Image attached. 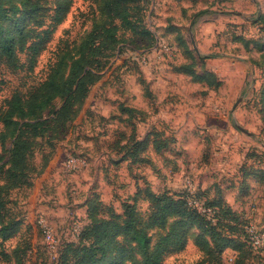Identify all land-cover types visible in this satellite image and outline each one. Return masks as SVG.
<instances>
[{
  "label": "rangeland",
  "instance_id": "obj_1",
  "mask_svg": "<svg viewBox=\"0 0 264 264\" xmlns=\"http://www.w3.org/2000/svg\"><path fill=\"white\" fill-rule=\"evenodd\" d=\"M33 1L40 7L27 17L23 32L51 26V35L31 71L0 65V106L15 90L42 81L59 62L57 78L65 77L67 59L106 15L104 0H65V15L54 24L55 1ZM139 1L134 13L140 24L171 49L146 47L147 39L114 20L119 53L109 57L66 123L50 181L18 191L0 209V228L18 221L14 234H0V264H57L63 247L71 264L75 247L66 245L79 243L72 224L82 228L89 222L88 199L90 208L101 204L96 218L115 213L123 218L132 202L143 218L153 204L146 191L187 193L191 199L200 192L235 213L220 223L223 235L242 244L243 220L264 227V68L255 48L264 44V0ZM142 51L148 53L146 64L138 61ZM19 56L25 61L27 51ZM182 64L191 66L190 72ZM145 137L146 145L132 153L134 141ZM69 156L83 158L86 166L70 165ZM40 215L52 227L54 248L44 239ZM170 222L148 230L151 246ZM186 230L183 249L165 254L161 264H264V250H248L244 243L215 251L206 261L209 236L198 224ZM129 254L117 256L115 264H141L135 249Z\"/></svg>",
  "mask_w": 264,
  "mask_h": 264
},
{
  "label": "trees",
  "instance_id": "obj_2",
  "mask_svg": "<svg viewBox=\"0 0 264 264\" xmlns=\"http://www.w3.org/2000/svg\"><path fill=\"white\" fill-rule=\"evenodd\" d=\"M54 1L51 23L56 24L62 20L67 9L64 6L65 0ZM104 1L106 15L81 40L76 53L67 59L69 68L65 77L57 78L59 62L58 68L53 72L49 71L42 81L25 91L15 90L0 106V209L4 208L13 194L33 187L35 179L44 171L59 141L65 136L66 123L72 120L91 86L100 78L109 57L119 53V42L115 38L119 25L114 20L118 19L120 26L130 30L132 34L147 39L149 42L146 47L150 49L160 38L163 39L141 25L140 19L135 16L134 10L141 7L139 0ZM39 7L37 1L33 0H0V65L9 70H20L24 66L28 71L33 69L37 54L45 47L52 31L51 26H48L37 32H23L27 17L36 14ZM35 24L39 26L40 22ZM237 37V40L244 41V38ZM165 43L171 49L170 44ZM255 48L262 59L257 65L263 69L264 44ZM24 51H27V58L22 61L19 55ZM180 68H186L190 72L191 66L182 64ZM212 72L209 74L214 77ZM204 75L203 73L201 79ZM2 82L4 83L0 79V91ZM146 143V137L134 141L132 153L136 154ZM145 193L147 199H153V204H150V209L143 218L135 213L134 202L130 203L123 218L116 213L108 218H96L95 212L100 208L97 205L101 204L98 202L90 208L88 204L91 200L88 199L86 207L89 222L80 228L79 243L65 244L75 247L71 264H115L117 256L130 255L132 249L140 254L141 264H161L165 254L183 249L188 234L186 227L189 224H198L201 232L209 236L211 246H207L205 250L206 261L212 259L213 252L224 247L241 248L244 243L248 250L255 249L245 232V220L241 223L242 244L234 236L220 233V223L228 215L235 213H228L227 209L207 200L202 193H197L194 198L202 200L203 207L209 209L210 213L193 207L190 204L191 196L187 193L180 192L175 196L166 192L159 196H153V193L147 191ZM168 219H171L168 227L151 246L148 230L154 226H165ZM17 222L14 220L2 224L1 236L14 234ZM200 237L201 234L197 236ZM65 250L67 249L63 247L59 253L57 264H68L64 255L62 256Z\"/></svg>",
  "mask_w": 264,
  "mask_h": 264
},
{
  "label": "built area",
  "instance_id": "obj_3",
  "mask_svg": "<svg viewBox=\"0 0 264 264\" xmlns=\"http://www.w3.org/2000/svg\"><path fill=\"white\" fill-rule=\"evenodd\" d=\"M155 45L158 46L159 48H161L162 50H166V51L170 50L168 48L167 44L165 43V41L161 38L157 41V43ZM138 56H140L139 59L137 58L138 61L140 60L139 61L140 63L141 62L145 63V61H146V63H148L149 59H148V53L147 52L142 51L139 53ZM67 160H68V163L70 165H74V167L76 166V167L82 168V167L86 166L85 160L83 158H80L77 156H69L67 158ZM190 204L193 207H195L196 209H198L199 211H207L208 213H210L209 209H206L203 207L202 200H200V199H196L193 197L192 199H190ZM37 221L41 227L44 239L46 240L48 247L54 248L56 241L54 238V232L52 230V227L48 224V222L46 221V219L42 215H40L38 217ZM244 229H245V232L248 236L249 242L252 245V247L255 249L264 250V228H258L253 222L249 221V222H246V224L244 225ZM72 230L74 232L78 233L80 230L79 225L72 224Z\"/></svg>",
  "mask_w": 264,
  "mask_h": 264
},
{
  "label": "crops",
  "instance_id": "obj_4",
  "mask_svg": "<svg viewBox=\"0 0 264 264\" xmlns=\"http://www.w3.org/2000/svg\"><path fill=\"white\" fill-rule=\"evenodd\" d=\"M56 154L57 153L55 151L53 157L48 162L44 171L35 179L34 184L36 183V185H37V183H39V182L42 183V182L50 181L49 179H50V177H52L51 170L53 169V168H50V166H52V162H53V160H55Z\"/></svg>",
  "mask_w": 264,
  "mask_h": 264
}]
</instances>
